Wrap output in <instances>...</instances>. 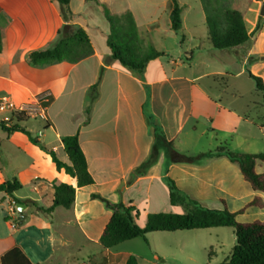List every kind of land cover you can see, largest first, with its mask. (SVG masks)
Masks as SVG:
<instances>
[{"label": "crops", "instance_id": "1", "mask_svg": "<svg viewBox=\"0 0 264 264\" xmlns=\"http://www.w3.org/2000/svg\"><path fill=\"white\" fill-rule=\"evenodd\" d=\"M73 3L70 0V9L77 19L72 23L87 33L93 53L77 63L33 66L29 55L53 45L64 25L60 6L53 0H0V98L7 97L17 105L40 101L46 118L36 129V139L60 161L70 164L62 140L78 135L94 179L93 185L78 187L77 179L58 171L51 156L32 145L24 133L11 135L0 125L6 130L7 141L15 144L21 137L20 147L33 154L29 175L11 174L0 166V185L17 179L22 188L30 184L37 194L35 198H23L27 206L23 213L30 210V204L34 209L29 222L25 223L22 216L20 226L10 214L0 216V257L19 246L33 264H41L35 257L41 251L46 254L51 245L102 247L99 241L113 213L94 195L113 204L135 207L147 220L156 213L183 214V207L171 204L168 179L205 208L215 209L210 207L221 204L223 208L218 210L228 209L232 201L243 204L245 212L253 209L247 206L264 193L252 190L236 164L214 156L215 150L224 145L219 142L220 133L233 130L231 115L235 113L214 96L220 97L230 88L221 85L220 79L228 82L249 77L250 71L264 80L263 41L258 47L264 24L254 13L255 4L244 16L247 30L254 32L251 41L222 51L212 46L202 3L204 15L195 28L205 29L207 25L205 36L194 33L180 39L170 26L171 10L164 11L169 18L167 28L157 30L172 43L171 48L157 50L165 55L136 73L111 58V25L103 5L114 15L131 12L140 38L152 46L154 27L141 31L137 13L131 8H115V0H76V8ZM100 16L104 22L97 20ZM251 63L257 70L249 69ZM244 93L239 88L232 96L244 100ZM27 122L21 126L32 136ZM258 169V173H264ZM54 181L75 187V202L70 209L57 207L48 214L45 211L53 205ZM22 188L12 196L0 192V210L6 205L9 209ZM76 233L83 238L77 239ZM108 254V264H117Z\"/></svg>", "mask_w": 264, "mask_h": 264}, {"label": "trees", "instance_id": "2", "mask_svg": "<svg viewBox=\"0 0 264 264\" xmlns=\"http://www.w3.org/2000/svg\"><path fill=\"white\" fill-rule=\"evenodd\" d=\"M60 6L64 25L58 33L57 40L45 50L34 51L29 55V62L33 66L52 64L57 62L77 63L90 56L93 48L87 33L74 22L77 15L70 9V0H53ZM170 26L175 32L182 28L183 7L177 0H171ZM207 16V25L210 31V40L215 50H231L251 41L254 32L249 33L244 16L248 10L232 7L229 0H201ZM104 14L111 25V34L108 37V46L112 51V60L119 62L123 67L142 73L147 64L163 57V52L157 51L149 45L146 52H141L142 41L131 12L114 15L103 5ZM263 17H261V20ZM259 28V24L257 28ZM3 50V30L0 27V53ZM251 80L255 82L256 91L264 97V80L248 71ZM96 86L91 91L96 90ZM26 120L17 117V124L7 128L9 132L24 133L29 141L48 153L58 171L64 170L68 175L77 179L78 187L94 184V179L88 169L87 159L81 149L79 136L63 138L65 153L70 164L59 160L57 155L48 150L39 140L33 138L21 126ZM3 128V125H1ZM215 157H225L236 164L243 178L252 190L264 193V173L257 172L259 163H264V154H247L231 151L227 145H220L214 152ZM152 160V159H151ZM139 168L134 177L139 174ZM55 190L53 205L45 212L51 214L57 207L70 209L75 202L76 188L65 183L54 181ZM170 201L173 206H181L186 212L156 213L148 216L147 224L142 227L137 222V209L123 204H113L105 198L94 195L101 200L111 211L112 217L107 224L101 238L100 245L104 249H112L122 243L138 238L147 240V235L154 232H181L207 230L213 228H232L236 236V245L231 258L221 264H264V220L241 222L238 217L246 209L231 212L228 209L218 210L203 207L197 201L180 191L176 183L167 181ZM22 188L21 183L14 179L0 185V192L12 196ZM247 207L264 208V200L255 197ZM0 264H33L25 252L14 246L0 257ZM125 264H139L136 256H125Z\"/></svg>", "mask_w": 264, "mask_h": 264}, {"label": "rangeland", "instance_id": "3", "mask_svg": "<svg viewBox=\"0 0 264 264\" xmlns=\"http://www.w3.org/2000/svg\"><path fill=\"white\" fill-rule=\"evenodd\" d=\"M184 9L183 22L184 27L178 31L180 39L185 35L189 38L198 33L205 36L208 33L207 25L205 29L195 28L198 22L203 18L204 13L201 8V0H177ZM115 8L124 9L131 8L134 10L141 25V31L154 27L152 31L153 47L156 50L170 49L172 43L166 41L158 32L157 29L167 28L169 22L168 16L163 13L172 9L171 0H115ZM234 8L246 9L250 8L254 3V13L261 16V10L264 6V0H229ZM73 6L76 8L77 3L74 0ZM185 6V7H184ZM97 20L104 22V18L100 16ZM261 21V20H260ZM251 28V24L248 23ZM141 52L144 54L149 46L146 39L142 38ZM263 41L264 52V28L263 39L259 38L258 47ZM256 65L251 63L250 70L253 72ZM264 74V69H263ZM221 85L227 84L230 88L225 93L221 92L220 97H215L224 106H229L233 113L231 115V124H234L233 130L228 133H220L219 142L237 153L247 154H264V97L256 91V85L248 76L236 78L233 80H219ZM244 90V100L234 98L233 91ZM27 125L31 129L32 136L38 138L36 129L43 124L40 119H27ZM6 130L0 127V166L5 172L19 174L26 172L31 164L32 151L20 147L22 138L15 139V144L6 140ZM13 135V133L9 132ZM34 145V144H32ZM19 146L20 149L17 147ZM33 147V146H31ZM40 151V150H37ZM41 151H43L41 149ZM45 152V151H43ZM62 153V152H61ZM53 165V164H52ZM259 172H264V163L258 164ZM236 167V166H235ZM32 173V172H31ZM12 180V177H9ZM35 198L37 194L30 184L23 186L22 191L18 194L17 203L24 204V197ZM264 200V194H261ZM230 200V199H229ZM25 205V204H24ZM215 209H222L221 204L213 205ZM243 204L229 201L227 208L230 211L236 212L241 209ZM0 216L9 215V209L6 206L1 207ZM183 213L185 210L182 211ZM34 214V209L30 204V210L27 213L16 212L13 216L20 226V218L25 216L24 222L31 220ZM35 215V214H34ZM241 222H254L256 220H264V208L254 207L253 209L244 212L238 217ZM137 222L144 227L147 224V219L143 214L137 213ZM24 223V224H25ZM27 235V234H26ZM77 239L83 237L76 233ZM18 238V237H17ZM11 240H14L11 237ZM236 236L232 228H213L207 230L181 231V232H154L147 235V240L138 238L132 241L122 243L109 251L99 246H85L77 248L73 246H58L48 249L44 254L42 251L35 257L41 260V264H108L109 252L112 257L117 260V264L124 263L125 256L133 254L141 264H221L231 258L234 247L236 245ZM51 256L47 258V255ZM120 262V263H119Z\"/></svg>", "mask_w": 264, "mask_h": 264}, {"label": "built area", "instance_id": "4", "mask_svg": "<svg viewBox=\"0 0 264 264\" xmlns=\"http://www.w3.org/2000/svg\"><path fill=\"white\" fill-rule=\"evenodd\" d=\"M17 117L27 119L45 120V107L40 101L17 105L7 97L0 98V125L13 128L17 124ZM17 209V202L12 201L9 207L10 216L13 217Z\"/></svg>", "mask_w": 264, "mask_h": 264}, {"label": "water", "instance_id": "5", "mask_svg": "<svg viewBox=\"0 0 264 264\" xmlns=\"http://www.w3.org/2000/svg\"><path fill=\"white\" fill-rule=\"evenodd\" d=\"M261 16H264V6L262 7V10H261ZM27 208L26 205L24 204H21V203H17V209L20 213H23L25 211V209Z\"/></svg>", "mask_w": 264, "mask_h": 264}]
</instances>
